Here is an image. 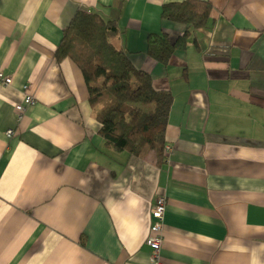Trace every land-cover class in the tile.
I'll list each match as a JSON object with an SVG mask.
<instances>
[{
    "label": "crops",
    "instance_id": "crops-1",
    "mask_svg": "<svg viewBox=\"0 0 264 264\" xmlns=\"http://www.w3.org/2000/svg\"><path fill=\"white\" fill-rule=\"evenodd\" d=\"M184 1L0 0V264H150L159 196L167 264H264V0H197L198 30L163 17ZM81 11L116 20L111 42L173 94L163 160L106 148L83 72L56 57ZM188 33L168 65L148 56Z\"/></svg>",
    "mask_w": 264,
    "mask_h": 264
},
{
    "label": "trees",
    "instance_id": "trees-1",
    "mask_svg": "<svg viewBox=\"0 0 264 264\" xmlns=\"http://www.w3.org/2000/svg\"><path fill=\"white\" fill-rule=\"evenodd\" d=\"M211 13L209 3L186 0L165 6L163 17L198 30L208 26ZM119 32L116 20L78 12L64 30L56 57L71 59L83 72L90 105L102 107L97 120L106 148L133 155L150 149L163 160L174 96L156 90L151 76L137 69L126 52L111 42ZM189 38L188 33L172 43L167 35H152L148 56L168 65L177 51L188 47Z\"/></svg>",
    "mask_w": 264,
    "mask_h": 264
},
{
    "label": "built area",
    "instance_id": "built-area-1",
    "mask_svg": "<svg viewBox=\"0 0 264 264\" xmlns=\"http://www.w3.org/2000/svg\"><path fill=\"white\" fill-rule=\"evenodd\" d=\"M0 82L8 86L12 84V78L3 73H0ZM28 89H29L28 86L24 87L23 102L17 105L16 107V109L19 112L20 119H22V115L26 111L27 107L34 104L31 95L27 92ZM7 134L9 137H11L14 135V131L9 130ZM165 149L171 152L170 147L166 146ZM166 210H167L166 197L164 196L158 197L154 206L151 208L150 236L146 241V244L151 249L150 264H167L166 262H164L161 256V252L164 244L163 229L165 225Z\"/></svg>",
    "mask_w": 264,
    "mask_h": 264
},
{
    "label": "bare ground",
    "instance_id": "bare-ground-1",
    "mask_svg": "<svg viewBox=\"0 0 264 264\" xmlns=\"http://www.w3.org/2000/svg\"><path fill=\"white\" fill-rule=\"evenodd\" d=\"M0 73H2V72H0ZM3 74H4V73H3ZM10 77H11V76H10ZM11 78H12V77H11ZM12 81H13V79H12ZM5 86H6V85H5ZM8 86H9V85H8ZM25 86H28V85H25ZM25 86H24V87H25ZM24 87H23V88H24ZM28 87H29V86H28ZM23 90H24V89H23ZM31 98H32V101H33L34 104H35L36 102H35V99H34L33 95H31ZM34 104H33V105H34ZM30 106H31V105H30ZM165 147H166V146H165ZM165 147H164V149H165Z\"/></svg>",
    "mask_w": 264,
    "mask_h": 264
},
{
    "label": "rangeland",
    "instance_id": "rangeland-1",
    "mask_svg": "<svg viewBox=\"0 0 264 264\" xmlns=\"http://www.w3.org/2000/svg\"><path fill=\"white\" fill-rule=\"evenodd\" d=\"M160 197V196H159Z\"/></svg>",
    "mask_w": 264,
    "mask_h": 264
}]
</instances>
